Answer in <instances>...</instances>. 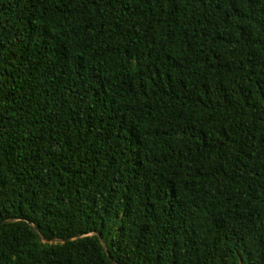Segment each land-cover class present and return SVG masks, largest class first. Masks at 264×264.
Here are the masks:
<instances>
[{"label": "trees", "instance_id": "obj_1", "mask_svg": "<svg viewBox=\"0 0 264 264\" xmlns=\"http://www.w3.org/2000/svg\"><path fill=\"white\" fill-rule=\"evenodd\" d=\"M0 264H264V0H0Z\"/></svg>", "mask_w": 264, "mask_h": 264}, {"label": "water", "instance_id": "obj_2", "mask_svg": "<svg viewBox=\"0 0 264 264\" xmlns=\"http://www.w3.org/2000/svg\"><path fill=\"white\" fill-rule=\"evenodd\" d=\"M101 243H102V245L104 246V248H105V245H104V243L101 241ZM109 257V256H108ZM110 258V257H109Z\"/></svg>", "mask_w": 264, "mask_h": 264}]
</instances>
